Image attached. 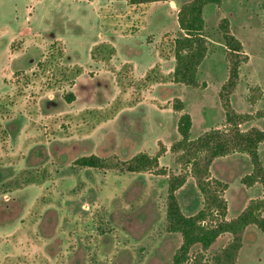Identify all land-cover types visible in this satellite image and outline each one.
I'll use <instances>...</instances> for the list:
<instances>
[{"label": "rangeland", "instance_id": "obj_1", "mask_svg": "<svg viewBox=\"0 0 264 264\" xmlns=\"http://www.w3.org/2000/svg\"><path fill=\"white\" fill-rule=\"evenodd\" d=\"M188 1L0 0V264H172L182 236L166 230L169 178L187 177L175 192L184 214L203 204L190 167L171 151L180 115H191L192 138L227 127L226 105L255 116L241 130L264 131V0L205 7L198 86L174 76L177 16ZM224 20L242 44L239 58L224 42ZM161 143L166 175L75 164L92 154L153 155ZM259 152L264 164V142ZM210 170L229 185L227 219L262 195L261 184L242 183L246 154L216 158ZM231 240L222 234L190 255L211 264ZM236 264H264L256 225L245 229Z\"/></svg>", "mask_w": 264, "mask_h": 264}, {"label": "trees", "instance_id": "obj_2", "mask_svg": "<svg viewBox=\"0 0 264 264\" xmlns=\"http://www.w3.org/2000/svg\"><path fill=\"white\" fill-rule=\"evenodd\" d=\"M131 4H145L168 0H118ZM223 0H189L180 6L178 23L183 34L174 40L175 70L177 82L190 86H198V71L207 57L209 40L205 35L206 21L204 9L209 4L220 5ZM226 46L234 57L239 58L242 53L241 42L230 32L225 20L220 25ZM247 58V57H244ZM245 61V59L243 60ZM241 60H234L230 69V78L227 85L233 89L238 77V68ZM226 89V87L224 88ZM223 89V90H224ZM261 94L259 88H252L249 99L253 101L256 95ZM177 110L183 109V103L175 105ZM255 116L235 113L226 105L227 127L224 129H210L197 138H192V117L183 113L178 119L180 138L176 140L171 151L176 153V161L185 168L190 167L192 175L203 196L202 207L193 215L183 213L176 190L186 181V175L169 178L167 197L166 230L180 233L182 243L173 257L172 264H208L199 252L194 258L190 250L200 244L206 251L222 234L230 233L232 240L216 255L211 264H236L239 250L242 246L243 234L249 225H256L264 233V164L260 157V145L264 142V131L252 127L241 130L240 124L252 120ZM166 152L161 143L159 150L151 155L142 151L127 160L117 156L101 157L86 155L76 159L75 164L80 167H89L118 172H153L157 175H166L167 169L160 165V157ZM233 153H243L249 157L251 171L242 178V183L248 187L254 184L262 185V195L250 200L249 204L235 217L227 219L228 204L223 196L228 183L211 176V165L216 158Z\"/></svg>", "mask_w": 264, "mask_h": 264}]
</instances>
